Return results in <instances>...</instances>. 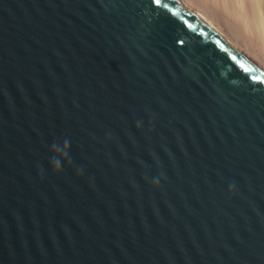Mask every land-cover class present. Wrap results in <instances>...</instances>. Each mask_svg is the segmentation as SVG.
<instances>
[{"label": "water", "instance_id": "water-1", "mask_svg": "<svg viewBox=\"0 0 264 264\" xmlns=\"http://www.w3.org/2000/svg\"><path fill=\"white\" fill-rule=\"evenodd\" d=\"M0 264H264V75L173 0H0Z\"/></svg>", "mask_w": 264, "mask_h": 264}, {"label": "bare ground", "instance_id": "bare-ground-1", "mask_svg": "<svg viewBox=\"0 0 264 264\" xmlns=\"http://www.w3.org/2000/svg\"><path fill=\"white\" fill-rule=\"evenodd\" d=\"M264 75V0H173Z\"/></svg>", "mask_w": 264, "mask_h": 264}, {"label": "clouds", "instance_id": "clouds-1", "mask_svg": "<svg viewBox=\"0 0 264 264\" xmlns=\"http://www.w3.org/2000/svg\"><path fill=\"white\" fill-rule=\"evenodd\" d=\"M66 143H67V142H66ZM55 148H56V150H57L58 152L61 153V155H62L64 158H68V153L65 152L60 146H55ZM54 163H55V165H56L57 167H60V168H61V164H60L59 160H56V159H55Z\"/></svg>", "mask_w": 264, "mask_h": 264}]
</instances>
